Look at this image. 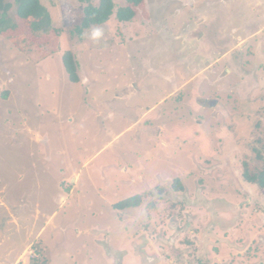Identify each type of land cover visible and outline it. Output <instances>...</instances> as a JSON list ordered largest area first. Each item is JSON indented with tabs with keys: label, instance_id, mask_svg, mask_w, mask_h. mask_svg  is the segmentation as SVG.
I'll list each match as a JSON object with an SVG mask.
<instances>
[{
	"label": "rangeland",
	"instance_id": "374dc122",
	"mask_svg": "<svg viewBox=\"0 0 264 264\" xmlns=\"http://www.w3.org/2000/svg\"><path fill=\"white\" fill-rule=\"evenodd\" d=\"M238 1L219 15L223 0H146L134 36L112 19L75 34L83 0H41L39 30L11 10L0 264L32 241L44 248L33 264H264V188L244 175L264 171V0ZM139 193L140 206L113 207Z\"/></svg>",
	"mask_w": 264,
	"mask_h": 264
},
{
	"label": "trees",
	"instance_id": "16d2710c",
	"mask_svg": "<svg viewBox=\"0 0 264 264\" xmlns=\"http://www.w3.org/2000/svg\"><path fill=\"white\" fill-rule=\"evenodd\" d=\"M83 1L86 5L83 7L82 21L79 26L74 28L76 31L75 34L78 36L82 34L85 28L107 23L114 13L117 20L121 22L132 21L135 17L137 20L142 19L138 7L145 9V0H125L121 6H117L114 0H99L98 3H92V0ZM13 8L15 9L18 23L26 22L30 29L39 30L45 26L49 28V14L45 5L41 3V0H0V29H5L4 31H0V33H4L11 28L12 18L10 12ZM29 19H31L32 22L24 21ZM4 20H6V22L1 23ZM63 61L69 79L73 82H79L80 78L78 73L80 64L75 51H69V53L64 56ZM244 175L247 182L257 183L258 186L264 188V171L259 172L258 175H253L246 169ZM175 184L177 186H175ZM173 185L177 189L184 190L183 182L180 179H175ZM143 197L144 195L142 194H135L115 203L113 207L120 210L135 208L141 205Z\"/></svg>",
	"mask_w": 264,
	"mask_h": 264
},
{
	"label": "crops",
	"instance_id": "0c3cea01",
	"mask_svg": "<svg viewBox=\"0 0 264 264\" xmlns=\"http://www.w3.org/2000/svg\"><path fill=\"white\" fill-rule=\"evenodd\" d=\"M236 2H239L240 3V1H238V0H235ZM242 1H244L245 2V4H248V3H250L251 1L250 0H242ZM241 1V2H242ZM114 2L117 4L118 2H120L121 3V5L125 2V0H114ZM145 2H146V0H145ZM195 2H196V0H195ZM225 3H226V0H223V3H222V5L220 4V6H219V15H222L221 14V12H223V14H225V15H227V13H225L226 12V9H225ZM197 5V4H196ZM254 6H256V5H254ZM242 7V6H241ZM139 9V14L141 15V17L143 18V15L140 13L141 12V9H142V7H138ZM116 9V8H115ZM223 9V10H222ZM145 10H147L146 9V6H145ZM182 11V9L179 11V12H181ZM242 11H244V9L242 8ZM146 12V11H145ZM218 14V13H217ZM242 15H244V14H242ZM241 15V16H242ZM247 15V14H246ZM248 16V15H247ZM246 17V16H245ZM110 19H112L113 21L112 22H115V23H119L121 26H123L122 28H123V30H124V28H125V30H126V33H127V35H133L134 36V33H133V31H134V28H135V26L134 25H130V27L128 26V24H131V22H133V21H137V18L135 17L132 21H123V22H121V21H118L117 20V18H116V15H115V13L113 14V15H111V17H110ZM109 19V20H110ZM106 25H105V27L107 26V27H109L110 25H111V23H105ZM125 25H127L126 27H124ZM209 25V24H208ZM215 25V24H214ZM58 28V27H57ZM216 28H218L219 29V26H217L216 25ZM198 29V28H197ZM196 29V30H197ZM52 30V29H51ZM125 30H124V35L126 34L125 33ZM186 30V29H185ZM188 30V29H187ZM221 30H223L222 28H221ZM53 31V30H52ZM58 31V30H57ZM203 31V29H201L200 28V30L198 31L199 32V34L201 33ZM197 32V33H198ZM224 33V32H223ZM187 34H188V32H187ZM203 34V33H202ZM255 34V33H254ZM222 35H224L225 36V34H222ZM225 37H227V35L225 36ZM224 37V39H226ZM224 39H222L221 40V43L223 42V40ZM218 40V39H217ZM210 41V40H209ZM214 41V40H213ZM254 41V40H253ZM206 43H207V45L210 43V42H208V40H206ZM230 44H232V42L230 43ZM219 46V45H218ZM52 48H54V47H52ZM230 49V48H229ZM223 50L224 51V53L223 54H221L222 55V57L223 58H226L228 55H229V51L230 50ZM232 49V48H231ZM257 55V54H256ZM262 59L264 60V53L262 52ZM120 56H122V53H120ZM256 57V56H255ZM78 58V57H77ZM63 61V60H62ZM79 61V60H78ZM101 61V64L99 65V66H101L102 65V67L104 66V59H101L100 60ZM119 61V58H115V60L114 61H111V59L108 61V63H110L111 65L113 64V63H116V62H118ZM82 62V61H81ZM105 62H107V61H105ZM79 64H80V61H79ZM87 65V64H86ZM89 66L92 68V67H96V66H92V64H90L89 63ZM63 68H65V65H64V61H63ZM129 68H132L130 65L128 66V69ZM92 69H94V68H92ZM65 70H66V68H65ZM90 71H92V70H90ZM90 71L89 72H87V77H90ZM128 71V70H127ZM131 71H132V78H133V68L131 69ZM67 72V71H66ZM101 73H103V72H101ZM104 73H106L105 71H104ZM68 75V74H67ZM88 79V78H87ZM130 79V78H129ZM128 85H130V86H133V85H135V82H133V80H129V82H128ZM174 86H172L171 84H170V87H169V89H170V92L168 93V94H166V96H163L162 98H160L159 100H157V102L155 101V102H153L152 104H151V106H150V109H152V110H154L157 106H158V104L159 103H161L162 102V100H164V99H166L169 95H171V94H173L174 92H171V89L173 88ZM129 88V87H128ZM117 95H119V94H117ZM119 96H121V95H119ZM117 110H121V109H119V108H117ZM143 113V115H144V113L145 112H142ZM122 114V113H121ZM123 116H124V114H122ZM136 126H137V124L138 123H135V122H133ZM131 124V123H130ZM129 126H131V125H129ZM128 128V127H127ZM183 130H186V128H183ZM3 205L5 206V209L7 208H9V206L8 205H6L5 203H3ZM45 227V224L42 226V228H41V230H43L44 231V228ZM33 243H38L40 246H41V244H40V242L39 241H32V242H29V243H27L26 244V246L21 250V252L18 254V255H16V257H15V260L23 253V252H25L26 251V249L31 245V244H33ZM41 248H42V246H41ZM43 250H44V248H42ZM42 259H44V257L42 258ZM43 261V260H42Z\"/></svg>",
	"mask_w": 264,
	"mask_h": 264
},
{
	"label": "built area",
	"instance_id": "2783aa9c",
	"mask_svg": "<svg viewBox=\"0 0 264 264\" xmlns=\"http://www.w3.org/2000/svg\"><path fill=\"white\" fill-rule=\"evenodd\" d=\"M43 249L38 243L31 244L25 252H23L13 264H33L35 261H40L42 259Z\"/></svg>",
	"mask_w": 264,
	"mask_h": 264
},
{
	"label": "flooded vegetation",
	"instance_id": "af4514ba",
	"mask_svg": "<svg viewBox=\"0 0 264 264\" xmlns=\"http://www.w3.org/2000/svg\"><path fill=\"white\" fill-rule=\"evenodd\" d=\"M210 3V2H209ZM212 3V2H211ZM197 7L199 6V4L196 5ZM253 37H256V34L253 35ZM254 41H256V38H253ZM172 140V139H171ZM140 194V193H139Z\"/></svg>",
	"mask_w": 264,
	"mask_h": 264
},
{
	"label": "clouds",
	"instance_id": "9594fccd",
	"mask_svg": "<svg viewBox=\"0 0 264 264\" xmlns=\"http://www.w3.org/2000/svg\"><path fill=\"white\" fill-rule=\"evenodd\" d=\"M43 253V252H42Z\"/></svg>",
	"mask_w": 264,
	"mask_h": 264
}]
</instances>
